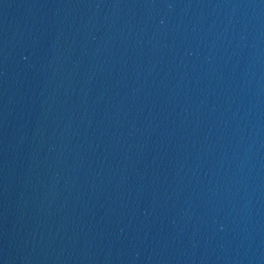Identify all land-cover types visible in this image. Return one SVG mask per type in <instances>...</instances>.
<instances>
[{"label":"water","instance_id":"1","mask_svg":"<svg viewBox=\"0 0 264 264\" xmlns=\"http://www.w3.org/2000/svg\"><path fill=\"white\" fill-rule=\"evenodd\" d=\"M0 264H264V0H0Z\"/></svg>","mask_w":264,"mask_h":264}]
</instances>
